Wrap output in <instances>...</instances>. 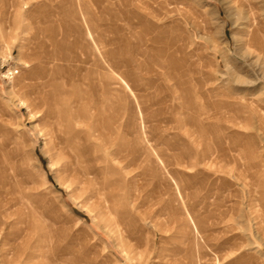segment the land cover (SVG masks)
<instances>
[{
    "label": "rangeland",
    "instance_id": "1",
    "mask_svg": "<svg viewBox=\"0 0 264 264\" xmlns=\"http://www.w3.org/2000/svg\"><path fill=\"white\" fill-rule=\"evenodd\" d=\"M0 12V264H264V0Z\"/></svg>",
    "mask_w": 264,
    "mask_h": 264
},
{
    "label": "bare ground",
    "instance_id": "2",
    "mask_svg": "<svg viewBox=\"0 0 264 264\" xmlns=\"http://www.w3.org/2000/svg\"><path fill=\"white\" fill-rule=\"evenodd\" d=\"M3 5H2V7H1V9H4V2L2 3ZM1 13V12H0ZM28 87V86H27Z\"/></svg>",
    "mask_w": 264,
    "mask_h": 264
}]
</instances>
